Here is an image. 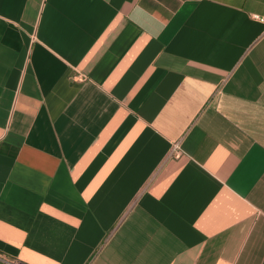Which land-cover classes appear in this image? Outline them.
Wrapping results in <instances>:
<instances>
[{"label": "crops", "instance_id": "crops-1", "mask_svg": "<svg viewBox=\"0 0 264 264\" xmlns=\"http://www.w3.org/2000/svg\"><path fill=\"white\" fill-rule=\"evenodd\" d=\"M264 0H0V264H264Z\"/></svg>", "mask_w": 264, "mask_h": 264}, {"label": "built area", "instance_id": "built-area-1", "mask_svg": "<svg viewBox=\"0 0 264 264\" xmlns=\"http://www.w3.org/2000/svg\"><path fill=\"white\" fill-rule=\"evenodd\" d=\"M255 18H256V19H259V20H261V21H264V18H260V17H258V16H256Z\"/></svg>", "mask_w": 264, "mask_h": 264}]
</instances>
